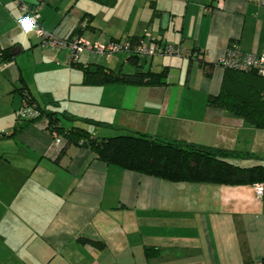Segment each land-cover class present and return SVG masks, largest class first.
I'll use <instances>...</instances> for the list:
<instances>
[{
  "label": "crops",
  "instance_id": "obj_1",
  "mask_svg": "<svg viewBox=\"0 0 264 264\" xmlns=\"http://www.w3.org/2000/svg\"><path fill=\"white\" fill-rule=\"evenodd\" d=\"M81 1L48 0L41 25L73 38L87 17L79 36L91 43L148 32L179 46L182 56H141L137 64L126 52L85 51L79 59L118 72L128 65L134 70L127 73L167 71L165 83L84 84L69 49H43L19 25L20 1L0 0V48L20 49L0 61V103H20L18 116L26 85L41 101L49 95L78 103V113L68 111L109 124L93 126L95 134L134 131L250 155L231 159L239 166L264 164V129L209 103L220 92L219 61L231 43L264 54V4L92 0L88 9ZM59 90L64 99L54 98ZM13 118L0 137V264H264V196L254 185L172 182L124 169L87 148L56 143L46 117L25 126Z\"/></svg>",
  "mask_w": 264,
  "mask_h": 264
},
{
  "label": "trees",
  "instance_id": "obj_2",
  "mask_svg": "<svg viewBox=\"0 0 264 264\" xmlns=\"http://www.w3.org/2000/svg\"><path fill=\"white\" fill-rule=\"evenodd\" d=\"M86 18L84 17L81 22ZM86 27L81 25L75 34L80 35ZM143 37L142 34L129 38L131 47L134 48ZM129 55L130 61L137 64L140 56L133 52ZM10 58L13 56L9 50L0 48V61ZM71 65L82 70L83 82L86 85L163 84L168 76L167 71L118 72L97 63L84 65L78 61ZM209 67L205 71L207 76L211 75V65ZM223 68L225 71L220 92L210 96L209 103L232 112L257 128L264 129V77L256 70L239 71ZM20 93L23 98L22 107L25 103L35 104L39 110L38 116L23 120L24 126L46 117L51 134L57 133L65 144H75L89 149L96 158L108 164L172 182H206L226 185L264 183V164L243 167L231 160L249 157L248 154L202 147L134 131H123L115 135L95 134L88 125L97 128L109 126V124L92 117H78L68 110L60 112L58 111L60 103L57 100L46 95L41 101L31 94L26 85L20 88ZM62 118L69 122L78 121L80 124L66 126L62 124ZM17 120H19V114ZM17 130L15 128V132Z\"/></svg>",
  "mask_w": 264,
  "mask_h": 264
},
{
  "label": "built area",
  "instance_id": "obj_3",
  "mask_svg": "<svg viewBox=\"0 0 264 264\" xmlns=\"http://www.w3.org/2000/svg\"><path fill=\"white\" fill-rule=\"evenodd\" d=\"M21 17L18 19L21 29L25 32H34L39 38L40 45L44 48L57 50L60 48L69 49L68 56L69 64L77 63L81 55L85 51L96 52L102 56H112L118 52H126L128 54L135 53L141 56H156V55H169V56H182L183 51L179 46H175L170 42L161 43L153 39L151 34L145 32L144 37L141 38L134 48L131 47V41L126 40L110 41L108 43H91L84 40L81 36L76 35L73 38H62L53 32L47 31L41 25V10L48 3V0H19ZM212 2L213 0H205ZM264 4V0H257ZM210 10L211 7H205ZM82 27L87 26V19L82 22ZM194 52H191L193 55ZM219 64L225 68H232L239 71L256 70L264 77V54L257 55L255 53H247L241 51L236 43H231L227 48L225 55L220 59ZM39 115V110L36 105H29L27 103L20 109L19 120L32 118ZM52 136L56 143H62L63 139L57 134L53 133ZM254 189L257 197L264 196V183H255Z\"/></svg>",
  "mask_w": 264,
  "mask_h": 264
},
{
  "label": "rangeland",
  "instance_id": "obj_4",
  "mask_svg": "<svg viewBox=\"0 0 264 264\" xmlns=\"http://www.w3.org/2000/svg\"><path fill=\"white\" fill-rule=\"evenodd\" d=\"M79 7L80 8L94 9L95 5L93 4L92 0H82L80 2V4H79ZM31 33H34V32L32 31V32H30L28 34H31ZM36 38H37V36H36ZM39 46H41V45H39ZM42 48L45 49V50H48L50 52H55L56 51V50H51V49H47V48H44V47H42ZM133 70H134L133 66L128 65V67H127V69L125 71L131 72ZM66 94H67L66 91L59 90V91L56 92V94H54V98H56V99L57 98H63L64 99ZM58 102L60 103L59 107H58V111L62 112L64 110H69V111H73L75 113H78V109L75 108V106L79 107L78 103H71V104L74 105L73 106L70 103H66L65 101H63L61 99H59ZM19 104L20 103H0V137H1V135L6 134V132L9 130V126H10L9 124H10V120H11L12 114H14V118L13 119H15L17 117V115L14 112L13 108H14V106L19 107ZM80 106L83 107L85 105H81L80 104ZM87 107H89V106H87ZM61 121H62V124L66 125V126H70L72 124H80L78 121L69 122L65 118H62ZM88 128L89 129H93L94 127L88 125ZM102 131L103 130H100V132L103 134L104 132H102ZM1 144L2 145L3 144L6 145L5 142H3V143L1 142Z\"/></svg>",
  "mask_w": 264,
  "mask_h": 264
},
{
  "label": "water",
  "instance_id": "obj_5",
  "mask_svg": "<svg viewBox=\"0 0 264 264\" xmlns=\"http://www.w3.org/2000/svg\"><path fill=\"white\" fill-rule=\"evenodd\" d=\"M19 50H20V49H12L11 54H12L13 56H15V55H17V54L19 53Z\"/></svg>",
  "mask_w": 264,
  "mask_h": 264
}]
</instances>
